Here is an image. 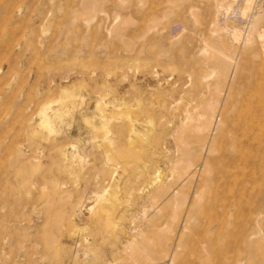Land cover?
<instances>
[{
	"label": "rangeland",
	"instance_id": "obj_1",
	"mask_svg": "<svg viewBox=\"0 0 264 264\" xmlns=\"http://www.w3.org/2000/svg\"><path fill=\"white\" fill-rule=\"evenodd\" d=\"M0 264H264V0H0Z\"/></svg>",
	"mask_w": 264,
	"mask_h": 264
},
{
	"label": "bare ground",
	"instance_id": "obj_2",
	"mask_svg": "<svg viewBox=\"0 0 264 264\" xmlns=\"http://www.w3.org/2000/svg\"><path fill=\"white\" fill-rule=\"evenodd\" d=\"M72 98V97H71ZM64 104H66V103H64ZM50 109V107L49 106H45L43 109H41L42 111H41V115H42V120H41V122H40V126H43V127H45V128H48V129H50L51 131H56L57 130V128H56V126H55V123H54V121L52 120V117L50 116V114H48V110ZM63 111V110H62ZM104 124H102L101 126H103ZM98 127H100V125L98 126ZM99 129V128H98ZM100 130H106L107 132L109 131L108 130V127H106L105 125L102 127V129H100ZM99 130V131H100ZM158 178H160V175H158V177H157V180L155 181L156 183H159V181H161L160 179L158 180ZM164 178V177H163ZM163 182V181H162ZM157 185V184H156ZM162 187V186H161Z\"/></svg>",
	"mask_w": 264,
	"mask_h": 264
}]
</instances>
